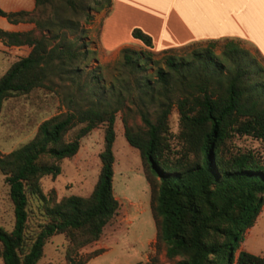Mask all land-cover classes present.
<instances>
[{
	"label": "trees",
	"instance_id": "16d2710c",
	"mask_svg": "<svg viewBox=\"0 0 264 264\" xmlns=\"http://www.w3.org/2000/svg\"><path fill=\"white\" fill-rule=\"evenodd\" d=\"M110 4V0H33L30 11L0 8V16L8 22H30L39 32L37 36L33 29L0 28L4 45L29 47L0 75V107L7 96L42 86L53 64L60 70L71 63L77 53L60 37L67 31H82L79 20L89 22L90 11L109 9ZM130 36L151 47L150 36L139 28L133 27ZM53 39L60 44H51ZM215 42L208 40L187 60L166 55V68L154 72L158 100L153 118L141 96L153 99L154 94L142 89L136 111L143 128L131 131L123 124V136L137 149L147 181L158 180L150 208L155 239L162 243L166 259L173 264H264V256L244 250L234 255L264 203V82L258 80L256 61L232 39L225 40L220 57L212 52ZM86 53L84 49L79 54ZM124 59L129 62L131 56ZM76 68L67 72H77ZM95 83L91 88L99 91L96 101L78 108L66 105L63 112L40 121L31 138L0 153V174L12 210L11 228L0 225L2 264H36L44 243L54 234H62L68 244L67 263L84 264L74 258L76 251L96 241L117 212L112 143L115 112L123 105V95L118 88L113 103L102 102L114 84L104 90ZM67 101L72 103L73 98ZM172 105L177 111L174 133L167 123ZM100 124H104L100 167L90 192L59 199L52 191L43 193L40 179L59 174L60 161L73 156L79 139ZM236 137L257 140L261 148L239 147Z\"/></svg>",
	"mask_w": 264,
	"mask_h": 264
},
{
	"label": "rangeland",
	"instance_id": "374dc122",
	"mask_svg": "<svg viewBox=\"0 0 264 264\" xmlns=\"http://www.w3.org/2000/svg\"><path fill=\"white\" fill-rule=\"evenodd\" d=\"M47 11L49 12V7L46 8V13ZM107 11L106 7L90 11L89 22L83 23L79 20L82 31H67L64 37H60L66 47L77 53L71 63L65 64L60 70L53 64L52 69L46 73L42 86L27 93L11 94L2 101L0 153H6L31 138L40 121L63 112L66 105L78 108L96 101L99 91L97 93L91 88L95 83L94 76L97 81L95 86L100 85L104 90L114 84V91H107L101 99L102 102L107 100L110 104L113 103L118 88L123 95V105L115 112V136L112 143V192L119 207L103 227L99 238L79 248L74 258L83 260L84 264H173V261L165 258L162 243L155 239V224L150 207L158 180L150 177L151 182H148L145 178L137 149L130 146L123 136V124L131 131L143 128L136 111L138 95L142 89L154 94L153 99L148 94L141 96L142 105L148 110L150 118H153L158 100L155 93L158 82L154 72L157 67L166 68V55L173 56L174 59H190L192 51L204 48L207 41L172 48L166 52L152 50L141 43L125 44L113 49L115 44L126 41L127 37L123 31H119L108 40L105 30L99 43L100 24ZM32 29L39 36L34 26ZM215 40L212 52L220 57L219 53L226 38ZM57 41L53 39L51 44H60ZM232 41L256 61L260 69L258 80L264 82V59L252 47L234 39ZM23 49H13L15 60L24 53ZM84 49H87V53L83 57L79 53ZM124 55H130L131 60L126 62ZM70 67H77L78 71L67 72ZM227 67H231L230 63ZM69 96L73 98L72 103L67 101ZM167 123L169 130L176 132L175 105L171 106ZM103 128L104 124H100L79 139L76 153L60 161L59 174L55 177L43 176L40 179L43 193L49 194L52 191L55 199H59L68 194L87 195L90 192L100 167L98 154L103 146ZM72 131L68 132L66 138L71 136ZM234 143L239 147L261 148L257 140L249 137H236ZM7 189L3 175L0 174V225L9 230L12 225V210ZM243 243L246 249L256 247V250L264 251V208L252 234ZM67 246L62 234L52 235L44 243L42 255L36 264H68L65 259Z\"/></svg>",
	"mask_w": 264,
	"mask_h": 264
},
{
	"label": "crops",
	"instance_id": "0c3cea01",
	"mask_svg": "<svg viewBox=\"0 0 264 264\" xmlns=\"http://www.w3.org/2000/svg\"><path fill=\"white\" fill-rule=\"evenodd\" d=\"M99 29V43L102 34L108 40L123 31L126 41L113 46L140 43L130 36V30L137 27L151 38L152 50L182 47L191 43L219 38L234 39L252 47L264 59V0H110ZM0 8L11 12L33 9V0H0ZM30 22L10 23L0 16V28L8 31L32 29ZM103 31L102 33H100ZM27 45L6 46L0 42V75L15 59L13 49ZM264 208L262 204L253 224L248 227L238 250L264 256V251L246 249L244 240L249 237Z\"/></svg>",
	"mask_w": 264,
	"mask_h": 264
}]
</instances>
